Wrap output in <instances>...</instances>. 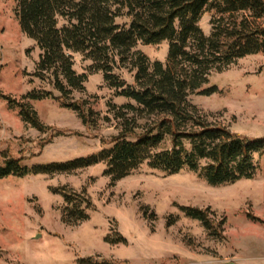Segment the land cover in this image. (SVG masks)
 <instances>
[{
	"label": "rangeland",
	"instance_id": "1",
	"mask_svg": "<svg viewBox=\"0 0 264 264\" xmlns=\"http://www.w3.org/2000/svg\"><path fill=\"white\" fill-rule=\"evenodd\" d=\"M16 5V0H0V163L13 156L35 167L106 149L121 130L111 104L131 100L117 95L102 72L91 71V60L72 53L74 69L87 80L84 90L73 91L67 101H87L98 120L84 124L76 111L62 106L52 82L35 76L41 50L21 30ZM210 20L206 13L199 22L206 34ZM66 23L59 18V26ZM168 47L166 41L139 42L135 49L151 62H166ZM116 72L134 83L135 71ZM210 85L218 92L190 96L210 121L240 135L264 136V53L213 72ZM30 92L56 97L27 99L49 128L45 132L25 122L5 98L21 101ZM256 159L253 178L222 185L190 169L168 174L147 163L116 182L105 174L106 162L70 172L0 178V264H79L84 258L106 264H264V155ZM60 189L90 200L87 220L66 221ZM184 206L204 210L210 228L188 216Z\"/></svg>",
	"mask_w": 264,
	"mask_h": 264
},
{
	"label": "trees",
	"instance_id": "2",
	"mask_svg": "<svg viewBox=\"0 0 264 264\" xmlns=\"http://www.w3.org/2000/svg\"><path fill=\"white\" fill-rule=\"evenodd\" d=\"M21 30L41 50L36 75L48 79L61 94V104L92 125L98 113L87 101H67L84 90L86 74L74 69L72 53L92 61L90 70L102 72L117 95L131 102L111 104L121 130L100 152L67 162L29 167L22 158L5 156L0 178L29 173L70 172L106 162L112 182L126 177L143 163L168 174L183 169L197 172L212 185L253 178L256 156L264 155V136L249 137L209 120L190 101L191 95L218 92L208 86L213 72H223L249 55L264 53V0H16ZM211 13V31L199 25ZM59 18L67 21L59 26ZM119 18H127L119 23ZM168 42L166 62L153 61L135 47ZM135 71L128 84L116 71ZM54 97L52 92H30L21 101L5 96L19 108L22 119L41 132L44 125L27 99ZM56 191V190H55ZM58 191V190H57ZM66 221L89 218L90 200L67 189ZM84 204V205H83ZM182 210L210 228L207 213L184 206ZM68 218V219H67ZM109 241L108 239H106ZM119 241H126L125 239ZM109 242H117L112 240ZM79 264H106L84 258Z\"/></svg>",
	"mask_w": 264,
	"mask_h": 264
}]
</instances>
